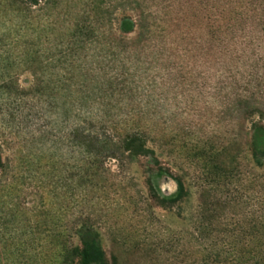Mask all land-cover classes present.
I'll return each mask as SVG.
<instances>
[{
    "label": "rangeland",
    "instance_id": "obj_1",
    "mask_svg": "<svg viewBox=\"0 0 264 264\" xmlns=\"http://www.w3.org/2000/svg\"><path fill=\"white\" fill-rule=\"evenodd\" d=\"M98 1L57 0L53 6L54 0H51L50 9L39 11L34 17L36 21L38 18L45 21L49 43L56 37L64 38L65 44L56 52L62 63L67 61L64 66L71 63L68 51L72 47L75 52L71 61L75 67L89 69L91 83L88 86L96 83L101 90L107 88L106 92L85 94L91 100L81 106L82 110L74 108L64 114L49 99L38 101L37 95H28L22 103H17L14 91L10 97L0 91V151L5 163L0 181L10 180L14 186L17 150L19 159L16 161L21 165L20 176L24 177L22 190L35 187L37 172L23 173L26 170L24 158L43 150L49 162L45 170L51 172L60 168L62 177L69 183L68 177L75 176L79 159V147L69 135L79 126V118H89L97 132L104 130L107 135L144 132L151 138L145 144L150 154L138 155L133 162L122 165L112 159L103 162L105 169L109 168L117 175V180L128 186L127 194H95L101 197L95 211L108 215L97 229L101 249L107 255L112 253V233L116 229L138 242L148 239L150 230L157 231L156 234L162 232L158 233L160 237H153L154 242L165 232L190 231L199 194H231L235 202H245L248 211L256 210L264 200V161L258 165L249 149L246 146L242 149L238 115L226 111L231 99L230 85L241 89L248 68L241 62L231 63L219 53H212L204 44V20L200 24L195 19L175 20L178 6L164 10L171 11L167 17L172 20L169 33L156 31L152 42L144 47L139 45L142 49L138 48L136 54L128 47L108 48L102 44L101 35L120 36L112 20L128 13L122 9L112 10L110 0H101L99 4L104 12L98 18L104 24L99 27L97 18L94 20L82 13L92 11L93 3L96 6ZM155 9V5L152 6V10ZM76 22L82 30H74ZM92 27L94 31L89 33ZM135 35L136 32L123 38L128 42ZM74 41L77 46L72 45ZM4 54L10 56L12 63L14 0H0V55ZM53 66L56 65L50 68ZM75 81L74 84L79 79ZM33 83L31 75L24 73L17 84L20 88H29ZM250 121L258 125L264 123L257 115L246 120L247 143ZM228 146L230 152L224 153L222 149ZM57 157L59 164L54 163ZM157 168L164 172L154 178L158 203L148 200L147 194L148 178L156 174ZM178 182L185 196L178 202L166 203L176 194ZM66 195L70 198L66 205L68 213L89 210L87 205L79 204L80 194ZM31 201L32 197L28 198L27 202ZM146 205H150L152 229L141 218ZM235 211L241 212V208ZM126 261L127 264L142 263L135 255Z\"/></svg>",
    "mask_w": 264,
    "mask_h": 264
},
{
    "label": "trees",
    "instance_id": "obj_2",
    "mask_svg": "<svg viewBox=\"0 0 264 264\" xmlns=\"http://www.w3.org/2000/svg\"><path fill=\"white\" fill-rule=\"evenodd\" d=\"M41 2L14 0V60L11 63L10 56L0 55V91L9 97L14 91L17 103H22L28 95H37L38 101L49 99L64 114L74 108L82 110L81 106L91 100L85 94L106 92L107 88L101 90L96 83L88 86L91 83L89 69L75 67L71 61L75 50L70 45L69 65L64 66L67 61L62 63L56 56L58 48L65 44L64 38L56 37L49 43L45 21L40 18L36 21L34 14L50 9L51 0H44L40 5ZM99 2L101 0L96 6L93 3L92 11L82 13L94 20L97 18L101 27L104 22L98 17H102L104 10ZM110 2L112 10L122 9L128 14L112 20L120 36L101 35L102 44L108 48L128 47L135 54L139 45L144 47L152 42L156 31L169 33L172 20L167 17L171 11L164 10L178 6L175 20L180 22L195 19L200 24L204 20L205 46L231 63L241 62L248 68L241 89L230 85L231 99L226 111L238 115L242 149L246 146L260 165L264 161V123L258 125L250 121L247 143L245 122L256 115L264 121V0ZM154 5L156 9L152 10ZM73 27L75 31L82 30L77 22ZM93 27L89 33L94 31ZM108 31H112L111 27ZM134 32L132 39L124 40V35ZM74 44L77 46L76 41ZM53 64L56 66L50 68ZM24 73L31 75L34 82L29 88H20L17 84ZM76 79L79 81L74 84ZM78 121L79 126L69 135L79 147L75 176L68 177L69 183L62 177L60 168H57L59 171L45 170L49 162L45 152L39 149L37 155L29 154L24 158L26 170L23 173L37 172L38 178L35 187L23 192L24 177L20 176L21 165L16 161L19 151L14 153V186L10 180L0 181V264H127L126 258L134 255L140 257L141 264H264V200L256 210L248 211V205L235 202L231 194H199L198 207L191 218L192 229L165 232L156 242L153 237L157 238L161 230L157 234L150 230L148 239L138 242L116 229L112 233V253L107 255L101 249L97 229L108 215L95 211L101 204V197L95 194H127L128 186L117 180V175L109 168L105 169L103 162L112 159L122 165L133 162L138 155L146 156L150 152L145 144L151 138L144 132L107 135L104 130L97 132L89 118ZM222 151L229 153L230 147ZM59 161L57 157L54 163L59 164ZM4 168L0 151V172ZM162 173L163 170L157 168L156 174L148 178L147 194L152 202H160L154 178ZM262 188L264 190V183ZM66 194H80L79 204L87 205L89 210L68 213L66 205L70 198ZM184 196L178 182L176 194L166 203L178 202ZM31 197L32 201L27 202ZM240 208L241 212L235 211ZM151 216L150 205H146L141 218L150 229L153 228Z\"/></svg>",
    "mask_w": 264,
    "mask_h": 264
}]
</instances>
